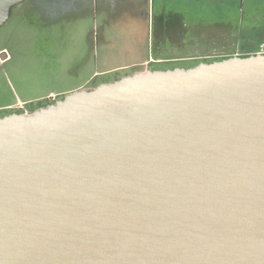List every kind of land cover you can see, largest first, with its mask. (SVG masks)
<instances>
[{"label": "water", "instance_id": "95a60500", "mask_svg": "<svg viewBox=\"0 0 264 264\" xmlns=\"http://www.w3.org/2000/svg\"><path fill=\"white\" fill-rule=\"evenodd\" d=\"M0 264H264V53L1 118Z\"/></svg>", "mask_w": 264, "mask_h": 264}, {"label": "rangeland", "instance_id": "374dc122", "mask_svg": "<svg viewBox=\"0 0 264 264\" xmlns=\"http://www.w3.org/2000/svg\"><path fill=\"white\" fill-rule=\"evenodd\" d=\"M56 3L26 0L0 29V62L9 56L0 64V117L145 68L190 69L214 56L240 53L228 31L264 24V0ZM167 58L177 62H153Z\"/></svg>", "mask_w": 264, "mask_h": 264}, {"label": "flooded vegetation", "instance_id": "af4514ba", "mask_svg": "<svg viewBox=\"0 0 264 264\" xmlns=\"http://www.w3.org/2000/svg\"><path fill=\"white\" fill-rule=\"evenodd\" d=\"M66 0H49V2L51 4H55L56 2L57 3H62ZM88 1V0H87ZM56 3V4H57ZM263 20H264V16H263ZM238 35H236V34ZM260 33H264V24H261V25H258V26H253V25H249L247 26L245 29L244 28H241V27H237V29L233 30V31H228V37H231L233 39V45L235 44V47L237 48H240L241 52L240 53H233V54H224V55H220V56H214L212 58L211 61L207 60L206 61H201L199 63H212V62H215V61H220V60H223V59H226V58H229V57H232V56H247V55H252V54H258V53H263L264 52V37H262L260 35ZM227 37V38H228ZM222 42V40L220 41ZM184 43V41H183ZM218 45H219V41H218ZM198 57H195V58H185L186 60H190V61H193V59H197ZM9 59V56H6L5 57V60L0 62L1 65L5 64L7 62V60ZM177 59H171V58H167V59H164V60H158V61H153L155 64H161V63H167V62H177L176 61ZM194 67V66H193ZM175 69V68H173ZM59 99L58 98H50L49 100L45 101V102H42L40 107H44V106H47V105H50V104H54L56 101H58ZM39 107V108H40ZM36 109H37V106H36ZM36 109H19V112L21 113H25V112H33L35 111ZM10 114H14L13 112L11 113H5L3 116L0 117L3 118L5 117V115H10Z\"/></svg>", "mask_w": 264, "mask_h": 264}, {"label": "trees", "instance_id": "16d2710c", "mask_svg": "<svg viewBox=\"0 0 264 264\" xmlns=\"http://www.w3.org/2000/svg\"><path fill=\"white\" fill-rule=\"evenodd\" d=\"M262 37H264V33H260ZM207 62V61H206ZM13 113H20V112H13Z\"/></svg>", "mask_w": 264, "mask_h": 264}, {"label": "crops", "instance_id": "0c3cea01", "mask_svg": "<svg viewBox=\"0 0 264 264\" xmlns=\"http://www.w3.org/2000/svg\"><path fill=\"white\" fill-rule=\"evenodd\" d=\"M146 63H147V62H146ZM144 70H148V69H147V68H145V69H143L142 71H140V73H141V72H145Z\"/></svg>", "mask_w": 264, "mask_h": 264}, {"label": "built area", "instance_id": "2783aa9c", "mask_svg": "<svg viewBox=\"0 0 264 264\" xmlns=\"http://www.w3.org/2000/svg\"><path fill=\"white\" fill-rule=\"evenodd\" d=\"M264 53V52H263Z\"/></svg>", "mask_w": 264, "mask_h": 264}]
</instances>
